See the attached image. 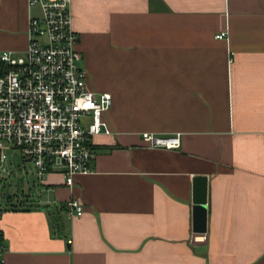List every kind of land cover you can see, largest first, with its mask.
Returning <instances> with one entry per match:
<instances>
[{
    "label": "crops",
    "instance_id": "obj_1",
    "mask_svg": "<svg viewBox=\"0 0 264 264\" xmlns=\"http://www.w3.org/2000/svg\"><path fill=\"white\" fill-rule=\"evenodd\" d=\"M29 2L0 0V55L27 49ZM72 12L90 88L113 95V132L93 138L73 188L7 150L1 264H264V0H73ZM145 132L181 147H150Z\"/></svg>",
    "mask_w": 264,
    "mask_h": 264
},
{
    "label": "built area",
    "instance_id": "obj_2",
    "mask_svg": "<svg viewBox=\"0 0 264 264\" xmlns=\"http://www.w3.org/2000/svg\"><path fill=\"white\" fill-rule=\"evenodd\" d=\"M72 2L30 0L37 12L30 17L27 49L0 55V178L7 173V150L17 149L34 164L40 181L60 167L66 185L73 188L76 175L92 171L93 138L113 132L104 117L113 95L90 88L77 47L80 34L73 26ZM143 139L153 148L182 144L179 134L145 132ZM67 209L71 218L85 212L78 198L70 199Z\"/></svg>",
    "mask_w": 264,
    "mask_h": 264
},
{
    "label": "water",
    "instance_id": "obj_3",
    "mask_svg": "<svg viewBox=\"0 0 264 264\" xmlns=\"http://www.w3.org/2000/svg\"><path fill=\"white\" fill-rule=\"evenodd\" d=\"M200 181L204 180V177H200ZM203 188L200 190L197 198V205L195 207V217H194V229L196 232H205L207 230V199L206 191Z\"/></svg>",
    "mask_w": 264,
    "mask_h": 264
},
{
    "label": "rangeland",
    "instance_id": "obj_4",
    "mask_svg": "<svg viewBox=\"0 0 264 264\" xmlns=\"http://www.w3.org/2000/svg\"><path fill=\"white\" fill-rule=\"evenodd\" d=\"M37 12V9L35 10V13ZM19 154L21 155V153H20V151H19ZM21 157H22V155H21ZM12 181H14V178L12 179Z\"/></svg>",
    "mask_w": 264,
    "mask_h": 264
},
{
    "label": "trees",
    "instance_id": "obj_5",
    "mask_svg": "<svg viewBox=\"0 0 264 264\" xmlns=\"http://www.w3.org/2000/svg\"><path fill=\"white\" fill-rule=\"evenodd\" d=\"M1 66V65H0ZM1 69V68H0ZM0 72H1V70H0Z\"/></svg>",
    "mask_w": 264,
    "mask_h": 264
}]
</instances>
